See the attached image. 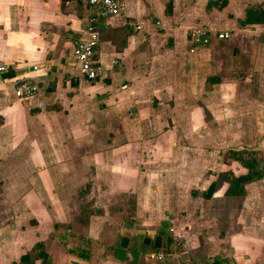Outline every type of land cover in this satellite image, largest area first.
Returning a JSON list of instances; mask_svg holds the SVG:
<instances>
[{
    "label": "crops",
    "instance_id": "obj_1",
    "mask_svg": "<svg viewBox=\"0 0 264 264\" xmlns=\"http://www.w3.org/2000/svg\"><path fill=\"white\" fill-rule=\"evenodd\" d=\"M256 1L126 0L122 15L99 21L103 75L90 81L72 54L93 10L87 0H0L8 67L0 72V264L19 262L66 222L58 209L88 182L106 197L134 193L138 213L165 215L158 226L187 220L179 241L203 249L192 228L217 224L215 202L239 200L223 255L201 262L162 238L161 259L148 257L152 243L127 262L102 254L98 264H264V175L255 169L264 155V22L245 21ZM199 26L231 35L190 52L188 32ZM24 79L38 90L19 99L14 87ZM246 175L228 194L229 179ZM146 196L161 197L160 207L143 205Z\"/></svg>",
    "mask_w": 264,
    "mask_h": 264
},
{
    "label": "rangeland",
    "instance_id": "obj_2",
    "mask_svg": "<svg viewBox=\"0 0 264 264\" xmlns=\"http://www.w3.org/2000/svg\"><path fill=\"white\" fill-rule=\"evenodd\" d=\"M256 3L258 4L256 7L264 8V0H257ZM222 41L228 42L230 40ZM217 133L215 135L217 142H223L224 135L221 134L219 128L217 129ZM243 151L245 157L258 159L250 152ZM228 155H231V151L226 152V156ZM258 160L259 163H257L255 169H258L264 175V155ZM225 177L223 174H220V180L217 181V184ZM94 184L91 182L84 184L79 188H87L83 195L80 193L72 198L70 200V207L64 206L63 208L61 207L62 209H58L56 214L62 217L67 210V220L62 223L58 222L61 227H56L48 233L45 240L41 242L42 247H34L31 251L34 254L40 251L47 253L48 257L44 261H42L41 257L37 259L39 260L37 261L38 264H70L71 259L78 260L83 264H98V260L102 254L109 258L115 256L118 261L124 263L139 253H141V256L146 253L142 250L144 245L143 237L149 236L153 241L157 235L162 236L170 245L174 244L176 248L180 246L181 249H190V253L197 255L201 259V262H204L209 257L220 255L219 250L225 244V228L230 222V216L234 219L239 214V200L225 198L222 202H215L216 206L220 209L219 213L212 214L215 217L217 226L214 225V222H209L204 229H200L203 226H199V228L195 227V229L192 228L190 231V235L196 232V235L200 236L207 246L204 249L202 246L192 247L181 242L183 238H179L178 235L179 231L182 235L185 233L183 225L187 223V220L180 218L179 221H169L165 225L160 224L158 226L156 223L162 216H165L160 210L157 212L148 210L147 214L138 213L136 204H138L137 201L139 200L134 193L130 192L129 194V192H126L128 194L124 193L115 197H106V195L102 196L104 192L93 191ZM99 184L98 187H102L101 183ZM151 192L149 191V193ZM160 198L146 196L141 201L143 205H147L148 207L154 205L157 208L161 204ZM180 201L185 202L186 198L183 197ZM184 204L186 205V203ZM169 218L172 219V215ZM122 237L128 238V245L125 248L120 246ZM220 244H222V247L219 249ZM169 248L173 247L170 246ZM205 249L207 252H205ZM159 251H161V248L154 253H158ZM220 251L222 255L225 254L223 248Z\"/></svg>",
    "mask_w": 264,
    "mask_h": 264
},
{
    "label": "built area",
    "instance_id": "obj_3",
    "mask_svg": "<svg viewBox=\"0 0 264 264\" xmlns=\"http://www.w3.org/2000/svg\"><path fill=\"white\" fill-rule=\"evenodd\" d=\"M87 2L93 10L87 17L84 36L72 40V54L78 63L79 72L86 79L95 81L103 75V68L96 58V49L99 44V21L109 16L122 15L125 12L126 0H87ZM134 28L140 30L142 25L138 23ZM230 35L228 31L216 32L212 35L211 31L205 27H194L188 32L189 51L194 52L196 48L208 45L213 36L218 39H227ZM7 69L6 65H0V72ZM37 90L38 86L34 81L24 79L15 85L14 95L19 99H24ZM162 256L161 251L148 254V257L152 259H161Z\"/></svg>",
    "mask_w": 264,
    "mask_h": 264
},
{
    "label": "trees",
    "instance_id": "obj_4",
    "mask_svg": "<svg viewBox=\"0 0 264 264\" xmlns=\"http://www.w3.org/2000/svg\"><path fill=\"white\" fill-rule=\"evenodd\" d=\"M171 4H168L166 6V14L171 13ZM246 23H262L264 22V11L262 8L249 6L246 10V17H245ZM224 176L227 175V173L223 174ZM249 178V176H239V177H232L230 178V188L227 190L228 194H231L235 192V188L241 184V182L246 181ZM216 185L214 183H211L206 191H204L202 194L204 197H210L213 194V191L215 190ZM196 192V191H195ZM56 227L59 228L61 225L59 223L56 224ZM40 246L42 247V243L38 242L35 244L34 247ZM41 257L42 261L45 260L46 257H48L47 253L45 251H40L39 253L34 254V252H28L21 256L19 262H12L11 264H35V261Z\"/></svg>",
    "mask_w": 264,
    "mask_h": 264
},
{
    "label": "water",
    "instance_id": "obj_5",
    "mask_svg": "<svg viewBox=\"0 0 264 264\" xmlns=\"http://www.w3.org/2000/svg\"><path fill=\"white\" fill-rule=\"evenodd\" d=\"M151 242H153V246L156 249L161 248L162 236H160V235L155 236L153 241H152V238L149 237V236L143 237V244L150 245ZM127 245H128V238L127 237H122L121 240H120V246L122 248H125V247H127ZM184 256H186V255H184ZM184 256H182V258H184ZM70 264H83V263H81L78 260H73L72 259V260H70Z\"/></svg>",
    "mask_w": 264,
    "mask_h": 264
}]
</instances>
